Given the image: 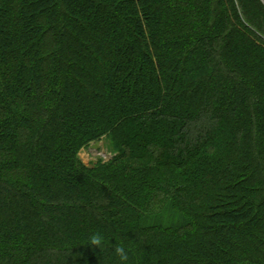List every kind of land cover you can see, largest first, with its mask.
<instances>
[{
  "label": "trees",
  "instance_id": "obj_1",
  "mask_svg": "<svg viewBox=\"0 0 264 264\" xmlns=\"http://www.w3.org/2000/svg\"><path fill=\"white\" fill-rule=\"evenodd\" d=\"M120 246L264 264V0H0V264Z\"/></svg>",
  "mask_w": 264,
  "mask_h": 264
},
{
  "label": "rangeland",
  "instance_id": "obj_2",
  "mask_svg": "<svg viewBox=\"0 0 264 264\" xmlns=\"http://www.w3.org/2000/svg\"><path fill=\"white\" fill-rule=\"evenodd\" d=\"M115 153L116 149L111 139L109 137H102L82 147L79 151V157L85 164L91 165L99 160L108 161Z\"/></svg>",
  "mask_w": 264,
  "mask_h": 264
},
{
  "label": "clouds",
  "instance_id": "obj_3",
  "mask_svg": "<svg viewBox=\"0 0 264 264\" xmlns=\"http://www.w3.org/2000/svg\"><path fill=\"white\" fill-rule=\"evenodd\" d=\"M103 240H104V237L101 234L97 233L92 236L91 244L95 246H100L103 243ZM115 253L120 260V264H128L130 253L126 247L124 246L117 247L115 249Z\"/></svg>",
  "mask_w": 264,
  "mask_h": 264
}]
</instances>
